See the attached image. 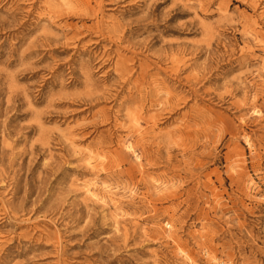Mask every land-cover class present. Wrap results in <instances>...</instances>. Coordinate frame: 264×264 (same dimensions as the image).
<instances>
[{
  "label": "rangeland",
  "instance_id": "rangeland-1",
  "mask_svg": "<svg viewBox=\"0 0 264 264\" xmlns=\"http://www.w3.org/2000/svg\"><path fill=\"white\" fill-rule=\"evenodd\" d=\"M88 1L0 0V264H264V0Z\"/></svg>",
  "mask_w": 264,
  "mask_h": 264
},
{
  "label": "bare ground",
  "instance_id": "bare-ground-1",
  "mask_svg": "<svg viewBox=\"0 0 264 264\" xmlns=\"http://www.w3.org/2000/svg\"><path fill=\"white\" fill-rule=\"evenodd\" d=\"M58 1H60L64 6L58 10L52 9V13L55 15L57 13L60 14L59 17L62 16L63 14L68 15V17H71V16H89V15L97 16V14L102 11L101 3L98 5L97 9L96 8L94 9L90 6V3L88 0H58ZM160 6L161 5H159L158 8ZM65 7H66V9L63 10V8H65ZM50 16H52V15H50ZM74 32L80 33L78 30H74ZM43 39H44V41L48 42V46H50V44L54 41V39L49 38V37L48 38L44 37ZM108 39H112V38H108ZM35 43H36V41H35ZM95 44L98 45V43H95ZM63 46H64L65 51H70V50L76 49V47H74V46H69L68 43L63 44ZM171 46H170V48H171ZM34 47H36V46H34ZM31 54L35 55L36 51H33ZM172 57L174 58V56H172ZM136 72L137 71H134V69H131L128 66L127 61H125V64H123L122 67L120 68V70L118 71V80L124 85V87L128 86L129 91L131 90L130 86L133 83L136 84L138 82L137 78H136V81H134V82L132 81L134 74ZM144 72L145 71L142 70V73L141 74L139 73L140 79L144 77ZM176 73H178V70H176ZM87 76H90V74L87 73ZM133 88L135 91H137L139 93L140 97L138 99L136 98L135 100H131V105L139 107L140 106L139 104L142 103V100H143V95H142L143 89L141 87L136 88V85H134ZM105 95H108V93L106 94V93H101L99 91H96L91 95L89 101H100L101 99H103V100L104 99H110V97L106 98ZM16 100H17V98L12 99L10 97L7 99V102H6L7 103V111H11L12 109H14V110L18 109V105L12 104V101H16ZM23 100H24L25 104H28V105L30 104L29 98L27 95H24ZM168 104H169V102H168ZM172 108L173 107H171L170 112L174 110V108L173 109ZM165 110L167 111L168 109L166 108ZM135 125H136L135 127L139 126L138 121L135 122ZM137 130H138V128H137ZM124 150L128 153L133 154L136 160L141 161V156L139 154H137L132 143L129 142L128 144H125Z\"/></svg>",
  "mask_w": 264,
  "mask_h": 264
}]
</instances>
